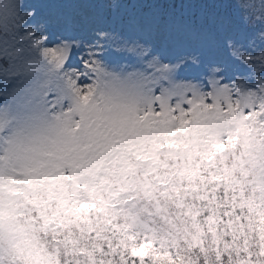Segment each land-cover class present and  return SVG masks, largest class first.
I'll return each mask as SVG.
<instances>
[{"label":"clouds","instance_id":"clouds-1","mask_svg":"<svg viewBox=\"0 0 264 264\" xmlns=\"http://www.w3.org/2000/svg\"><path fill=\"white\" fill-rule=\"evenodd\" d=\"M0 264H264V0H0Z\"/></svg>","mask_w":264,"mask_h":264}]
</instances>
